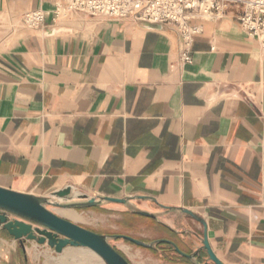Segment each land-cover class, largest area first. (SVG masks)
<instances>
[{"label": "crops", "instance_id": "crops-1", "mask_svg": "<svg viewBox=\"0 0 264 264\" xmlns=\"http://www.w3.org/2000/svg\"><path fill=\"white\" fill-rule=\"evenodd\" d=\"M34 10L44 22L30 31L21 17ZM189 24L192 63L182 65L172 24L72 14L63 0H0V187L129 198L49 209L185 254L206 230L222 264H264V50L232 14ZM110 243L130 264H211L168 243ZM0 264L105 263L82 247H22L0 230Z\"/></svg>", "mask_w": 264, "mask_h": 264}, {"label": "water", "instance_id": "water-1", "mask_svg": "<svg viewBox=\"0 0 264 264\" xmlns=\"http://www.w3.org/2000/svg\"><path fill=\"white\" fill-rule=\"evenodd\" d=\"M72 198L70 187L55 191L49 197L18 193L0 187V230L6 231L14 240L19 241L22 247L25 242L33 241L37 245L49 247L55 253H61L67 246L87 248L105 264H130L110 243L111 240L118 239L147 249H151L158 243H168L177 254L188 260H196L198 252L204 251L211 264H222L209 247L206 230L200 240L199 250L192 254H185L174 243L166 240L145 243L127 235L99 234L64 219L49 209L78 210L93 208L103 202L127 204L130 200L129 198H89L84 195H77V201H73ZM135 199L144 200L145 197ZM167 210H178L205 226L203 219L190 210L183 208H167ZM139 213L148 217L153 216L144 212ZM196 263L201 264L198 260Z\"/></svg>", "mask_w": 264, "mask_h": 264}, {"label": "built area", "instance_id": "built-area-1", "mask_svg": "<svg viewBox=\"0 0 264 264\" xmlns=\"http://www.w3.org/2000/svg\"><path fill=\"white\" fill-rule=\"evenodd\" d=\"M72 14L112 20H128L149 25H174L181 37L179 61L192 63L191 44L196 29L189 21H217L232 14L240 30L264 50V0H63ZM58 13H56L57 17ZM44 22L41 10L21 17L25 29L38 30Z\"/></svg>", "mask_w": 264, "mask_h": 264}, {"label": "rangeland", "instance_id": "rangeland-1", "mask_svg": "<svg viewBox=\"0 0 264 264\" xmlns=\"http://www.w3.org/2000/svg\"><path fill=\"white\" fill-rule=\"evenodd\" d=\"M18 27H21V24H19ZM15 34H13V36H11V38H14ZM52 211V210H51ZM55 214L57 213H60L61 211L59 210H56V211H53ZM97 213H100L99 211H97ZM58 215V214H57ZM79 225V224H78ZM81 226V225H80ZM85 226L89 227V228H93V229H98V227L96 226L95 222H92V221H87ZM83 227V226H82ZM85 228V227H84ZM87 229V228H86ZM89 230V229H88ZM112 245V244H111ZM113 246V245H112ZM115 248V247H114ZM117 250V249H116ZM119 252V251H118ZM120 253V252H119ZM121 254V253H120ZM122 255V254H121Z\"/></svg>", "mask_w": 264, "mask_h": 264}]
</instances>
